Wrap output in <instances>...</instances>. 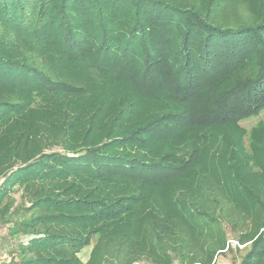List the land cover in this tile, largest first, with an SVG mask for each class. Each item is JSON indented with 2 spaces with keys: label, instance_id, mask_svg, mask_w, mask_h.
Segmentation results:
<instances>
[{
  "label": "trees",
  "instance_id": "1",
  "mask_svg": "<svg viewBox=\"0 0 264 264\" xmlns=\"http://www.w3.org/2000/svg\"><path fill=\"white\" fill-rule=\"evenodd\" d=\"M263 109L264 0H0L16 264H264Z\"/></svg>",
  "mask_w": 264,
  "mask_h": 264
},
{
  "label": "rangeland",
  "instance_id": "2",
  "mask_svg": "<svg viewBox=\"0 0 264 264\" xmlns=\"http://www.w3.org/2000/svg\"><path fill=\"white\" fill-rule=\"evenodd\" d=\"M264 124V109L260 112L259 115L254 116L250 119H246L245 121L241 122L240 126L243 130L249 131L251 128ZM18 195H15V197L17 198ZM6 233H7V229L1 227L0 228V238L2 239L3 237H6ZM232 239L231 242V246H232V251L228 252L224 255H220L217 258L216 264H237L240 260V257L242 255V252H240L239 250L242 248V246L237 247V245L233 242L234 238L233 236H231ZM236 248H238V250H236ZM11 250V249H8ZM88 252H89V248H85L83 249V251L79 254L80 259L82 260V262H85L86 259H88ZM14 256V255H13ZM134 264H145L143 262H134Z\"/></svg>",
  "mask_w": 264,
  "mask_h": 264
},
{
  "label": "crops",
  "instance_id": "3",
  "mask_svg": "<svg viewBox=\"0 0 264 264\" xmlns=\"http://www.w3.org/2000/svg\"><path fill=\"white\" fill-rule=\"evenodd\" d=\"M8 249L12 250V247L6 242V237L0 238V264H16L18 261V258L14 257Z\"/></svg>",
  "mask_w": 264,
  "mask_h": 264
},
{
  "label": "built area",
  "instance_id": "4",
  "mask_svg": "<svg viewBox=\"0 0 264 264\" xmlns=\"http://www.w3.org/2000/svg\"><path fill=\"white\" fill-rule=\"evenodd\" d=\"M262 235H264V229L262 230ZM235 244H237V242H234Z\"/></svg>",
  "mask_w": 264,
  "mask_h": 264
}]
</instances>
